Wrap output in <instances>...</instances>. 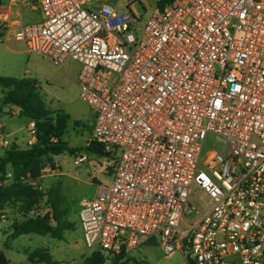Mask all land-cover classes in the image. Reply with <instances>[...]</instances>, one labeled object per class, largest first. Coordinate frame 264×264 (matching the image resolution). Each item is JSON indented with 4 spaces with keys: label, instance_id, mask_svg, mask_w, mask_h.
Here are the masks:
<instances>
[{
    "label": "built area",
    "instance_id": "2783aa9c",
    "mask_svg": "<svg viewBox=\"0 0 264 264\" xmlns=\"http://www.w3.org/2000/svg\"><path fill=\"white\" fill-rule=\"evenodd\" d=\"M35 1L42 18L30 23H8L0 4V38L80 64V98L94 113L87 145L111 176L78 211L89 251L109 264L157 236L187 264H264V0H168L146 20L103 0ZM208 132L223 145L201 159ZM9 146L0 127V152ZM59 171L54 156L41 174ZM27 181L44 193L28 216L50 213L46 189Z\"/></svg>",
    "mask_w": 264,
    "mask_h": 264
},
{
    "label": "rangeland",
    "instance_id": "374dc122",
    "mask_svg": "<svg viewBox=\"0 0 264 264\" xmlns=\"http://www.w3.org/2000/svg\"><path fill=\"white\" fill-rule=\"evenodd\" d=\"M115 7L134 8L139 11L143 19L146 20L150 13L156 8L157 0H103ZM80 64L75 60H68L66 65L57 66L51 59L41 53L29 51L22 40L13 36H3L0 38V75L10 77H26L35 81L37 87L42 93L47 107L53 112L63 111L69 116L66 132L63 139L69 141L71 146H86L92 126L88 121L93 116V111L80 98V86L75 78L79 73ZM1 97V88H0ZM9 124L5 126V132L11 129H18L15 134L26 135L28 121L21 116H10ZM87 124L85 126H75L74 122ZM20 128V129H19ZM90 131V132H89ZM13 134L9 136L12 138ZM21 146H25L22 142ZM223 145V138L214 132H208L201 146V159L207 157L212 150H219ZM88 160L79 166H75L71 159L70 153L64 152L57 155L56 159L60 162V169L63 172L59 179L51 185L52 191L59 189V206L64 209L63 219L74 222V228H68L64 232L63 239H55L49 235L30 234L33 236L29 240V236H17L11 240V251L9 252L11 264H25L27 262L24 249L32 251L36 247H40V243L36 241H45L44 245L48 253L51 255L52 261L57 264H80L85 255L89 254V249L82 245V229L77 219V211L80 202L85 198H91L95 189L93 178H98L105 185L110 184L111 176L105 174L106 156L98 155L87 150ZM67 159V160H66ZM107 168V166H106ZM47 179L44 180L46 182ZM61 182V185H60ZM55 185V186H54ZM57 185V186H56ZM192 193L193 200L201 207L205 208L209 203V198L200 189H194ZM61 192V195H60ZM5 211L1 213L7 214L9 217H19L17 209L13 205L6 206ZM28 216V214H27ZM156 248L152 250V258H146L147 264H184L186 261L182 253H175L172 256H165L158 247L159 240L155 236L152 238ZM79 244L80 248H76L75 244ZM82 249H85L83 253ZM139 249H134L133 260L128 264H143L141 255L137 253ZM128 256V254H127Z\"/></svg>",
    "mask_w": 264,
    "mask_h": 264
},
{
    "label": "trees",
    "instance_id": "16d2710c",
    "mask_svg": "<svg viewBox=\"0 0 264 264\" xmlns=\"http://www.w3.org/2000/svg\"><path fill=\"white\" fill-rule=\"evenodd\" d=\"M5 0H0V4ZM168 0H157L156 7L162 8ZM0 112L5 105L20 107L19 116L27 120H34L36 124V140L27 147H19L12 143L8 148L0 152V209L13 205L22 216L12 222V232L8 239L21 234L35 233L50 235L56 239L63 238V231L71 228L72 223L63 220L64 209L59 207V189L49 190L48 202L52 211L35 215L26 214L32 210L41 200L44 193L34 188L28 180H36L41 176V170L46 162L53 160L54 156L64 152L74 154L81 150L102 155L101 148L95 143L86 146L72 147L63 139L66 132L69 116L63 112L51 111L45 99L37 87L35 81L26 77H10L0 75ZM55 137L56 140H51ZM11 177H7V173ZM7 245V243H5ZM29 259H36L45 264H57L52 261L46 249H35ZM80 264H102L104 256L98 250L89 252L82 257ZM133 257L119 253L110 258L109 264H128ZM134 261V260H133ZM0 264H9V260L0 250Z\"/></svg>",
    "mask_w": 264,
    "mask_h": 264
},
{
    "label": "crops",
    "instance_id": "0c3cea01",
    "mask_svg": "<svg viewBox=\"0 0 264 264\" xmlns=\"http://www.w3.org/2000/svg\"><path fill=\"white\" fill-rule=\"evenodd\" d=\"M3 10L6 12V16L5 17H7L8 23H30V22L39 21L42 18L41 10H40V8H39V6H38V4H37V2L35 0H21L20 2H17V3H9L7 0H5L4 1V5H3ZM6 36L7 37H12V36H10L8 34ZM75 78H76V76H75ZM1 97H2V91H1ZM90 110H91V108H90ZM19 112H20V107L19 106H16V105H5V106H3L2 107V111L0 112V127H1V129L3 131V133L6 135V138L10 141V145L12 143H15L19 147H27V146L33 144L35 142V140H36V136H31V134L29 133V131H28V124H27V127H26L27 128V134L26 135H18V134H15V132H17L18 129H11L8 132H5V130H4L5 126H7L9 124V121H8V119H3L2 118V115H5V117L8 118L10 116H19ZM27 121L29 122L30 120H27ZM93 121H94V113H93V116L88 121V124H90L92 126ZM74 124H75V126H85V127L87 125L85 123H83L84 125H82V124H80L77 121H75ZM12 134H13V137L12 138H9V136H11ZM88 134H90V133H88ZM22 142H23V144L25 146H21L20 145V144H22ZM66 142L68 143L69 141H66ZM68 145L71 146L70 143H68ZM106 161L107 162H106V165H105V168H104V171H103L105 174H107L106 173V169H107L106 166L108 167V164H109L108 158H107ZM61 174H63V172L60 169V171L58 172L57 175H54L53 176L51 174L46 173V174H41V176L38 179H36V180H38L39 183H41L43 185L44 189H46L47 196H49V190H51L53 188V186L51 187V185L55 182L54 180H57V182H59V179H57V177L59 178L61 176ZM45 179H47L46 182H44ZM93 183L95 184V189L93 191L92 197H94V196L97 195V193L99 191V186L105 185L104 182L100 181L96 177L93 178ZM60 185H61V182H60ZM60 195H61V192H60ZM88 199H90V198H85V199H83L80 202L78 211H79L82 203L84 201L88 200ZM2 211H5V209L4 208L3 209H0V250L3 251L5 257L9 260V264H11V258H10L9 252L11 251V244H12L11 243V240L14 239V238H12L11 240H9L8 239V236L12 232V226L11 225H12L13 220L16 217H14V218L9 217L7 214H4V213L2 214L1 213ZM78 211H77V219H78ZM19 217L21 218L22 216L19 214ZM63 220L72 223L73 226L71 228H74L75 227L74 222H71V221H69L67 219H63ZM64 231H63V238H64V233H65ZM30 234H35V233H28V234H21V235H23V236H29V240H32L33 236H31ZM21 235H19V236H21ZM46 235H48V234H46ZM42 236H45V235H42ZM36 242L37 243H40L41 246L40 247H36L35 249L43 248V249H46L47 250V248H45V246H44L46 244L45 241H39V240H37ZM82 242H83V238H82ZM5 243H7V245H5ZM83 244H84V242L82 243V245ZM75 246H76V248H80L79 247V244H77V243L75 244ZM158 247L160 248V245H158ZM154 248H156V246H155V243L152 241V239L145 240V241L141 242L140 245L137 247V249H139L137 251V253H139V255H141V259L144 260L143 261V264H147L146 258H148V259H151L152 258V250ZM35 249H33L32 251H29V252L24 249V253H25L26 259H27V262L25 264H45V262H38V261H36V259H33V260H30L29 259V255ZM84 251H85V249H82V252L81 253H83ZM134 253L135 252H130L128 255L130 257H132V255ZM176 253H179V252H176ZM173 254H175V253H173ZM172 255H170V256H172ZM50 257H51V255H50ZM129 263H131V261ZM183 263L184 264H187L185 262V260L183 261ZM19 264H22V263H19Z\"/></svg>",
    "mask_w": 264,
    "mask_h": 264
}]
</instances>
